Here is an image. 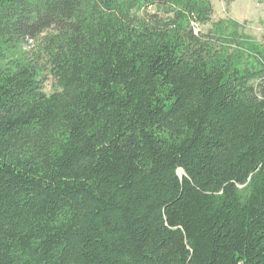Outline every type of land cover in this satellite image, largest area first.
I'll return each instance as SVG.
<instances>
[{
	"label": "trees",
	"instance_id": "16d2710c",
	"mask_svg": "<svg viewBox=\"0 0 264 264\" xmlns=\"http://www.w3.org/2000/svg\"><path fill=\"white\" fill-rule=\"evenodd\" d=\"M212 16L0 0V264H264V44Z\"/></svg>",
	"mask_w": 264,
	"mask_h": 264
},
{
	"label": "rangeland",
	"instance_id": "374dc122",
	"mask_svg": "<svg viewBox=\"0 0 264 264\" xmlns=\"http://www.w3.org/2000/svg\"><path fill=\"white\" fill-rule=\"evenodd\" d=\"M213 6L212 22L206 25H197L199 31L207 33L221 20H231L241 25L240 32L264 44V0H209ZM196 28V25H195ZM40 41L24 45L15 58H31L38 55ZM44 79V92L52 95L59 91L55 78L48 70L42 73Z\"/></svg>",
	"mask_w": 264,
	"mask_h": 264
},
{
	"label": "built area",
	"instance_id": "2783aa9c",
	"mask_svg": "<svg viewBox=\"0 0 264 264\" xmlns=\"http://www.w3.org/2000/svg\"><path fill=\"white\" fill-rule=\"evenodd\" d=\"M197 31H198V30L196 29L195 32L197 33Z\"/></svg>",
	"mask_w": 264,
	"mask_h": 264
}]
</instances>
